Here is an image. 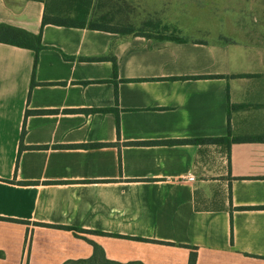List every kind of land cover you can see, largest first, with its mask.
<instances>
[{"label": "crops", "instance_id": "crops-1", "mask_svg": "<svg viewBox=\"0 0 264 264\" xmlns=\"http://www.w3.org/2000/svg\"><path fill=\"white\" fill-rule=\"evenodd\" d=\"M141 18L188 37L89 27ZM0 25L44 46L31 91L36 52L0 43V264H264V142L164 143L264 138V0H0Z\"/></svg>", "mask_w": 264, "mask_h": 264}, {"label": "trees", "instance_id": "trees-1", "mask_svg": "<svg viewBox=\"0 0 264 264\" xmlns=\"http://www.w3.org/2000/svg\"><path fill=\"white\" fill-rule=\"evenodd\" d=\"M83 3L86 1H82ZM82 3V4H83ZM87 3V2H86ZM84 6V4H83ZM86 6V5H85ZM89 15V11L81 7L80 11L77 13L76 19H63L61 17L53 16L50 14H45L44 19H43V28L46 25H55V26H61V27H75V28H85L87 26V18ZM89 27L92 30H99V31H105V32H112V33H117L121 35H136V36H142L146 38H153L152 36H148L145 34H142L140 32H137L136 28L134 27H109L106 24L103 23H98V22H91L89 23ZM156 40H169V41H174V42H182L184 39L177 37L176 39H169L166 37H161V38H153ZM0 43L3 44H8L12 46H16L19 48H24V49H30L34 50L36 52V59H35V65H34V75H33V81H32V87L31 91L34 88V86L37 85L36 80H35V75H36V68L38 64V55L40 51L44 48L43 43H42V33L39 35H35L32 33L27 32L26 30L19 29L13 26L9 25H0ZM68 58V57H67ZM72 59V58H68ZM240 77H250V76H240ZM238 109L239 106H236ZM27 114H30V111H28ZM230 118V117H229ZM117 125H118V130L120 131V119L119 115H117ZM26 134V129L24 128L23 133H22V141L23 143L24 137ZM253 141H262L264 142V138L260 139H252V138H241V137H234L232 134L231 127L229 126V135L227 137H221V138H212V139H200V140H195V141H170V142H164L165 144H185V143H195V144H215V145H226L229 150V156H230V150L231 146L234 143H243V142H253ZM105 146L103 144H94L91 147H102ZM82 147H89L88 145H82ZM21 184H33V183H21ZM264 208V207H262ZM0 220H5V221H14L11 219H4L0 217ZM75 231H80V230H75ZM101 250L99 248H96V254L100 256ZM67 264H116V263H111L106 258L104 257L101 261H94V259L89 260V261H81L79 263H67ZM132 264H137V263H132ZM190 264H197V253H193Z\"/></svg>", "mask_w": 264, "mask_h": 264}, {"label": "rangeland", "instance_id": "rangeland-1", "mask_svg": "<svg viewBox=\"0 0 264 264\" xmlns=\"http://www.w3.org/2000/svg\"><path fill=\"white\" fill-rule=\"evenodd\" d=\"M148 19V18H147ZM140 19V27H138L136 30L137 32H140L142 34L152 36L153 38H161L166 37L169 39H176L179 38H186L188 37L187 34H185V31L180 29L178 26L174 25H164L160 23L159 21L151 18L146 21V18H144V21H141ZM100 23V22H99ZM103 24H110L107 22V20H104V22H101ZM256 137H264V134L262 136H256Z\"/></svg>", "mask_w": 264, "mask_h": 264}, {"label": "built area", "instance_id": "built-area-1", "mask_svg": "<svg viewBox=\"0 0 264 264\" xmlns=\"http://www.w3.org/2000/svg\"><path fill=\"white\" fill-rule=\"evenodd\" d=\"M191 181H194V178H190Z\"/></svg>", "mask_w": 264, "mask_h": 264}]
</instances>
